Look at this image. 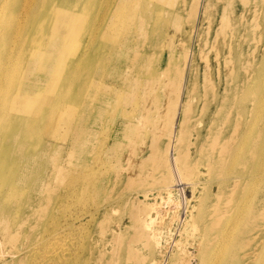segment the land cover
Here are the masks:
<instances>
[{
	"label": "bare ground",
	"instance_id": "bare-ground-1",
	"mask_svg": "<svg viewBox=\"0 0 264 264\" xmlns=\"http://www.w3.org/2000/svg\"><path fill=\"white\" fill-rule=\"evenodd\" d=\"M128 1L135 6L121 28L119 20L126 17ZM114 3L0 0V264H264V119L246 122L237 118L229 125V114L211 117L207 132L215 130L214 142L223 141L221 148L227 146L226 152L220 149L205 157L213 171L208 176L211 179L200 182V189L213 191L214 204L208 207L207 193L197 207L186 205L190 224L185 216L170 224L183 235L180 247L162 258L154 254L158 236L152 224L158 223L161 214L153 215L154 199L164 191L171 194V190L192 197L200 183L171 190L149 187L127 194L123 188L138 179L152 178L154 170L145 167L157 159L164 171L177 170L182 178L189 176V161L195 155L191 152L202 141L192 139L181 152L171 155L172 139L181 142L188 128L184 102L190 106L198 93L199 58L205 63L204 83L211 82L213 65L217 70L223 65L221 75L234 84L235 95L251 92V76L259 82L256 88L264 91V57L261 64L252 57L239 59L242 49L234 32L248 20L234 23L230 34L219 28L232 19L227 13L236 9L231 0L218 19L219 27L212 25V13L203 36L199 34L194 47L189 48L187 40L194 37L196 29L184 33V22L198 12L203 14L208 2ZM250 4L243 0V9ZM84 38L92 42L85 43ZM217 38L225 50L217 47L209 61L203 47ZM240 73L245 76L239 80ZM216 89L214 85L212 97ZM133 94L141 103V112L150 104L157 120L167 123L170 133L165 145L155 138L156 133L150 144L137 149L118 140L124 133L139 131L140 115H124L123 103ZM240 112L243 108L237 105L236 114ZM103 122L111 125L105 138L117 141L108 148L100 140L97 149L91 141L97 139ZM243 124L246 127L242 128ZM228 130L233 134L223 138ZM95 148L94 155L87 154ZM127 148L129 159L125 161L119 153ZM202 149L203 144L193 158L195 163L203 159ZM223 154L228 159H223ZM114 172L110 185L109 176H115ZM109 185L117 212L125 206L135 210L126 213V223L115 220L106 225L115 212L113 206L86 210V215L81 211L79 225L64 212L74 196L81 200L91 187L102 196ZM187 201L191 204L192 200L189 197ZM161 210L166 216L168 207ZM170 217L174 221L175 214ZM171 231L168 227L158 235L174 243Z\"/></svg>",
	"mask_w": 264,
	"mask_h": 264
},
{
	"label": "rangeland",
	"instance_id": "rangeland-1",
	"mask_svg": "<svg viewBox=\"0 0 264 264\" xmlns=\"http://www.w3.org/2000/svg\"><path fill=\"white\" fill-rule=\"evenodd\" d=\"M30 0H27L29 2ZM116 5H118L119 0H115ZM205 2H208L209 6L206 7L205 12L203 14L197 13V16H191L189 18V21L184 22V33L190 32V28H195L196 33L194 37L191 40H187L188 42V47H194V42L196 38H200L202 31L206 28L208 25V17L211 16L212 13H214L215 17L213 18L214 21H212V25L215 27L218 26V19L221 17L223 14L224 8L227 6V3H229L231 0H204ZM114 2V0H113ZM232 2L235 3V10L234 11H229L227 12L230 16H232V19L230 18V23L228 25H223L222 29H226V31L229 33V29L233 28L234 23L236 24L238 20L243 21L248 20V24L246 26H240L236 29L234 33H236L237 38H239L240 41L237 42L238 46L241 47L242 49V55L239 57L241 61L247 59V58H253L261 64L263 61L264 57V0H250V6H247L245 9H243L242 2L243 0H232ZM128 8L127 12H125V19L119 20L121 23V28H124L126 26V23L128 22V17H130V11L131 8H133L135 5H130L129 1L126 3ZM176 4V2H175ZM113 5V4H112ZM114 5L112 8L114 9ZM206 5V3H205ZM254 6H256V9H254ZM110 9V11L112 10ZM200 34V37H199ZM230 34V33H229ZM254 38L259 39L260 41H254ZM230 40V38H229ZM85 43H91V39H86L84 38ZM83 43V41H81ZM224 45L221 44L220 38H217L215 42L212 44L211 42L207 44L205 47H203L204 51L206 52V55L209 57L213 56L215 50L217 47L220 48L221 52L225 50ZM251 49V50H250ZM249 51V56H246V51ZM253 51L252 54H250ZM248 55V54H247ZM256 57V58H255ZM214 58L211 57L209 61L213 60ZM212 63H214L212 61ZM204 60L199 58L198 61V66H199V71H198V93L195 97H193V102L189 103L187 100L184 102V107H187L188 113L186 114L187 118V127L185 129V133L182 135V141L177 142L175 139H172L173 141V146L174 150L171 155H174V153L179 150L181 152V147L187 146V142L190 140L194 139L195 142L202 141L198 146H196L192 150V155L193 153L195 155H198V152L200 151L201 145L203 144V149L201 151L202 155V160L199 163H195L194 156L193 158L190 159L189 161V167H190V174L188 177L182 178L181 174L177 171L174 170L172 171H164V167L161 165V160L157 159L155 162L148 164L145 167L154 170L153 174L151 175L152 178L148 180H143V179H138L137 182L133 185H129L128 187L123 186L125 188V193L127 194L128 192L132 190H140L144 188H161V189H167L171 190L176 187L179 188H185L189 187L193 182H204L208 181L209 178L208 176L211 175V172L213 171V166L211 162H208L205 157L206 156H212L216 154L217 152L223 150V152L227 151V146H223L222 148L220 147L223 141L220 142H214L215 138V130L212 132H207V125L209 124V121L211 117L214 115V113H218V116L221 118H225L227 114L231 116V121L229 122V125L231 122L239 118L240 120H244L246 122L252 121L253 118L259 117L261 120L264 118V91L261 90V88H256L258 80L253 79L250 77V80L253 81L254 88L251 90L249 93H241L238 95H235V93H238L237 90L234 88V84L228 83L225 78L222 76L223 75V65L220 66V68L217 70V66L213 65L212 66V79L211 82L204 83L203 82V67H204ZM222 72V75H221ZM238 79H242L244 77V74H238ZM229 79V77H228ZM231 79V78H230ZM229 79V80H230ZM236 79V78H234ZM239 79V80H240ZM239 80L237 82H239ZM203 82V84H202ZM216 85V93L215 95L213 94L212 97V87ZM228 91V93H226ZM206 93L205 98L202 97L203 93ZM131 99H127L125 103H123L124 106V115L125 116H130L133 113H136L135 115H140L142 121L141 123L138 124L140 126L138 129L139 131H134L131 134L129 133H124L121 135V137L118 139L124 146H129L131 144L135 145L134 147L137 148H142L144 146H147L150 144L152 134L156 133L158 140H162L163 145H165L168 142V137H169V130L170 128L167 127V123L162 120H157V117L154 115L153 110L154 107L152 105L147 104L145 105V111L141 112V103L138 102V100L134 99V94L131 95ZM237 105L242 106L243 112H240L238 115L236 114L237 110ZM205 112V113H204ZM141 113V114H140ZM204 113V114H203ZM134 116V117H136ZM217 116V117H218ZM239 116V117H238ZM178 118L179 115H178ZM171 119V114L169 113L168 116L166 115V121L170 122ZM177 121V116L175 117ZM174 119V120H175ZM111 125H106V122H103L99 127H98V133H97V139H94L91 141V145H96L97 144V149L100 145V140L104 142V146H107L108 148H111L112 146L114 147L117 139L115 140L114 137L110 138V136L106 139V135L108 134V131L110 130ZM114 127V126H113ZM246 127L243 124L244 128ZM114 128L111 130L110 135L113 134ZM177 132L175 133L174 136H176ZM231 134L233 132L231 130H228L224 135L223 138L229 139L231 137ZM176 138V137H175ZM106 139V140H105ZM176 148V149H175ZM130 148H127L123 152H120L119 155L126 161L129 159V155L127 154ZM221 149V150H220ZM96 148L94 152H88V155H94L96 152ZM147 154V152H146ZM191 155V156H192ZM223 159L226 158L228 159V156L225 154L222 155ZM115 159V156H114ZM111 165L113 164V160L110 159ZM107 164V163H106ZM237 164H240V161L237 162ZM106 167V165L104 166ZM228 167V166H227ZM143 170V171H145ZM227 170V169H226ZM115 176L110 175V185L114 181V178L116 177V172ZM214 174H212L213 176ZM225 175H222L221 177H224ZM113 177V179H112ZM113 180V181H112ZM109 187H106L102 196L100 194H97L96 192L90 188L84 196V198H79L76 200V197L74 196L70 202L71 205L69 207L63 208L64 212L69 215V218L71 220L76 221V224L79 225L81 223V218L80 217V212L85 211L86 215L89 211L93 212L97 209L103 210V207L107 206H113L115 212L111 215V217H108V221L106 222L107 224H113L115 220H119L120 222L126 223L128 220V216L126 213L128 212H135L130 206H125L122 211H116L115 206V193H112V196L109 193ZM202 184L200 183L199 186H196L194 195L189 196L187 194H180V192L176 193L174 190H171L172 193L168 195L167 192H161L159 196H157L154 199V203L151 205L153 210V215H156L158 213H161L159 217L157 218V224H152V229L154 231L155 236H158V239H156L157 245L154 246V254L156 257L161 256L162 254H167L169 251L172 252L174 248L179 249L180 244L182 242V236L179 231L176 229L170 227V224L173 223H179L182 221L183 216H185L184 220H187L188 224H190V219L188 216H190V212H185V207L186 205L188 208L190 206H195L197 207L198 204L206 197L207 193H210V199L207 201L208 202V207L212 206L214 204L215 200V195L213 194L212 190L208 191H202L200 187ZM124 193V194H125ZM126 197V195H125ZM124 197V201H126V198ZM191 198L192 201H190L191 204H188L187 198ZM143 207H147V205H143ZM160 207V208H159ZM162 207H168V210H166V216L163 215L164 210H161ZM196 209V208H194ZM194 209L192 212L194 213ZM86 210L88 212H86ZM175 214V219L174 221L171 219V215ZM187 218V219H186ZM83 222V221H82ZM192 223V222H191ZM94 224H91L89 226V229L93 227ZM170 228L171 231V238L174 239V243L171 242V239L168 241H165V236L158 235V233L162 231H166L167 228ZM82 229L84 227H81ZM189 228V226H188ZM80 229V228H79ZM127 231L130 233L129 230H124L125 233ZM158 242L159 243V248H158ZM155 257V256H154ZM166 262L167 259H163ZM162 264V263H161ZM170 264V263H168ZM174 264V263H173ZM178 264V261H177Z\"/></svg>",
	"mask_w": 264,
	"mask_h": 264
}]
</instances>
